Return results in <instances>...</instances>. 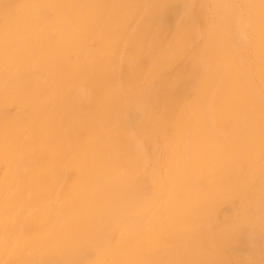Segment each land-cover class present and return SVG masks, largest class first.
I'll return each mask as SVG.
<instances>
[{"label": "bare ground", "instance_id": "1", "mask_svg": "<svg viewBox=\"0 0 264 264\" xmlns=\"http://www.w3.org/2000/svg\"><path fill=\"white\" fill-rule=\"evenodd\" d=\"M210 1L0 0V264H254L214 233L264 168V0L258 83Z\"/></svg>", "mask_w": 264, "mask_h": 264}, {"label": "rangeland", "instance_id": "2", "mask_svg": "<svg viewBox=\"0 0 264 264\" xmlns=\"http://www.w3.org/2000/svg\"><path fill=\"white\" fill-rule=\"evenodd\" d=\"M226 1L228 2V0H223L222 3L221 2L220 3L217 2V4H220L221 9H222V13L220 15L221 17H217L216 15H213L212 13H208L206 18H205L207 20H205V21L209 22L212 19L216 20V22L213 20V23L215 24V28L217 26V30H218L219 33L221 31H224V33H227V30L231 32L236 44L239 46V48L240 47L243 48V49L240 48L241 49L240 51H241V54L243 53L242 55H243V58L245 60V63L247 61L246 68H247L248 72L250 71L249 74L254 76V78H256L255 80L258 83L259 81H258V77H257L258 75H257V70H256L257 69V66H256V62H257L256 60L257 59H256V56H255L256 55L255 47H256V43H257V38H258V35L260 34L259 33L260 32L259 26H257V24H256L257 23L256 20H257V15H258V9L256 8V5L254 4L253 0H250V1L248 0L246 2V4L248 3L247 5H249V6H247L246 11L243 13L242 17H240L239 15H232L230 12H228V11L226 12V10H224L225 7H226L225 4H227ZM210 2L212 3V5L214 4L212 0ZM238 2H239V5H240V3H241V5H244V4H242V2H240V1H238ZM215 4H216V2H215ZM253 5L255 6V9H254ZM250 11H253V12H250ZM227 13H229V16H228ZM247 15H248V17H247ZM234 16H237V17L234 18ZM213 17H215L216 19L213 18ZM232 17H233V19H232ZM238 18H240L242 21L239 20ZM247 19L250 20L249 23H247L248 22ZM221 22H223L225 27L221 28ZM251 23H253V24H251ZM206 24H208V23H206ZM249 24H250V27H249ZM251 27H252V29H251ZM255 30H257V32ZM250 32L253 34V36H252V34H250ZM246 33H248V34H246ZM244 40H245V42H244ZM254 45H255V47H254ZM244 55H248V58H246V56H244ZM178 69H179V67L176 70L173 71L171 77L168 80L165 81V84L167 82L173 80V74H175ZM165 84H164V86H165ZM258 86L260 87V89L262 90V92L264 94V89L260 85V83H258ZM248 211H250V214L246 215V213ZM251 214H252V216H251ZM222 218H223V221H222L221 225H218L219 227L216 226V230H215V233H214L215 234L214 235V239H215L216 244L218 246H220V245L225 244L228 241V235H227L228 228L232 227V229L231 228L230 229L233 230L235 235L240 239V241L238 243V248L240 247L239 249L242 250V251L241 250H237L235 252V254L239 255V257L244 256L243 257L244 259H246V258L250 259V257H251L252 262L254 264H264V254H263L264 253V248H263L264 247V227H263L264 226V168L259 173V177H258V181H257L256 185L253 187V189H251L246 194V196L244 198L239 199V200H230L229 201L228 206L222 211ZM256 219H257L258 222L256 221ZM240 224H242V225H240ZM256 224L259 226V228L257 227ZM236 227L237 228L240 227V228L237 229ZM260 227H261V229H260ZM239 230H240V232H239ZM257 230L259 231V233H261L260 236L261 235L262 236H261V238L257 239V241H256L257 245H256L255 242H254V238H255V233H256ZM247 232H248V234H246ZM242 234H243V236H242ZM250 234H251V236H250ZM241 236H242V238H241ZM244 238H246V239H244ZM262 238H263V241H262ZM246 242H247V245L245 244ZM250 243H252V245ZM96 250H97V248H92L91 249V253H93V255H96L97 254ZM246 254H248V255H246ZM234 264H238V263L235 262ZM240 264H244V263H240Z\"/></svg>", "mask_w": 264, "mask_h": 264}]
</instances>
